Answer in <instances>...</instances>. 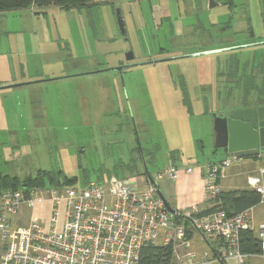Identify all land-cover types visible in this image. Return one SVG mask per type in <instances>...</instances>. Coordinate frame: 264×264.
<instances>
[{
  "label": "rangeland",
  "instance_id": "rangeland-1",
  "mask_svg": "<svg viewBox=\"0 0 264 264\" xmlns=\"http://www.w3.org/2000/svg\"><path fill=\"white\" fill-rule=\"evenodd\" d=\"M200 1L92 0L89 8L51 5L38 13H1L0 64L7 59L18 64L25 51H34L45 26L62 38L56 55L63 61L44 67L40 56L31 54L24 72L43 74V66L48 76L59 69L60 75L30 81L36 84L28 93L0 96V173L22 179L39 169L59 170L77 178L73 185L79 186L80 172L83 184L105 183L111 174H136L145 166L153 175L170 159L193 167L217 159L221 153L214 154L213 137L206 136L212 133V114H226L246 101L242 86L251 87L256 74L260 78L264 45L113 69L145 62L137 53L146 50L141 37L148 33L155 37L150 46L163 48L156 60L264 41V0H233L232 9ZM116 7L128 37L119 32ZM161 18L162 30L155 31ZM200 20L210 22L201 32L194 28ZM136 35L140 45H134ZM130 50L134 58L126 61ZM170 51L180 53L167 55ZM154 64L165 66L157 72ZM251 91L248 103L257 104ZM146 156H153V163Z\"/></svg>",
  "mask_w": 264,
  "mask_h": 264
},
{
  "label": "built area",
  "instance_id": "built-area-1",
  "mask_svg": "<svg viewBox=\"0 0 264 264\" xmlns=\"http://www.w3.org/2000/svg\"><path fill=\"white\" fill-rule=\"evenodd\" d=\"M138 0H107L110 3ZM264 159V152L256 154ZM238 156L228 155L203 167L202 213L198 205L170 212L156 194L162 179L175 180L173 164L151 176L117 177L105 183L79 186L23 187L0 190V264H138L148 244L169 247L170 264H246L241 232L254 230L251 208L227 214L219 179ZM192 172V167L185 169ZM142 182H148L143 188ZM247 187L264 203V166L246 176ZM50 203L46 223L31 215L25 226L12 217L24 206L33 210ZM260 255L264 256V221L255 227ZM197 233L205 248L192 247L189 234Z\"/></svg>",
  "mask_w": 264,
  "mask_h": 264
},
{
  "label": "crops",
  "instance_id": "crops-1",
  "mask_svg": "<svg viewBox=\"0 0 264 264\" xmlns=\"http://www.w3.org/2000/svg\"><path fill=\"white\" fill-rule=\"evenodd\" d=\"M138 1H151V0H138ZM155 1H170V0H155ZM198 1L199 3H201L200 0ZM204 1H205V5H208L209 7H212L210 6V1H213L214 3L213 6H216L219 3L218 1H215V0H204ZM164 20L165 19L161 18L160 25H156V29H154L155 31L162 30V25H163L162 23ZM165 21L166 22L168 21V17L166 18ZM203 21L200 20L198 21V24L194 25V28H196V31L201 32L202 31L201 27L203 25L204 27L209 26L210 22L208 20H203ZM217 28H213V29L217 31ZM127 37H128V34H127ZM134 38H135L134 45H137V43L140 45L141 42L137 40V35ZM151 38H155V37L154 35L151 37L150 33H148V36L143 35V37H141V41L143 40V44L147 45V48L145 46L146 48L145 51L140 52L138 50L137 55H138L139 60L141 61L163 57V51H162L163 48H155L154 46H150ZM127 39L128 38H126V40ZM59 40H62V38H60L59 35L57 37L53 29L52 31H50L49 28L45 26L40 36L37 37L36 43L33 44L34 47L36 46L35 47L36 50L34 49V51L33 50L25 51L24 53L26 56L23 57L22 59L20 58V62L18 64L10 65L8 59L5 62V64H0V71H1L0 86L19 84L17 86L0 89L1 91L0 96L4 99H8V98L16 97L17 95L23 94L24 92L28 93L29 88L31 87V84H36V82L30 83V81L38 79L40 83V82L46 81V79H42V78L50 77L51 75L53 76L60 75L58 74L60 69L57 70L56 72L50 71L49 73H53V74L51 75L49 74L48 76L43 66H42L43 74H40V72L33 73V71H28V69L27 71L25 69L26 72H24V68H23L24 62H26V64L30 66V64H28V61L30 59V55L33 53H36L38 56H40L41 62L43 63L44 67L49 66V65L58 66V64H61V61H63L62 56L59 54L56 55L57 51H60L59 45L57 47V44H59L57 42ZM129 41H130V38H129ZM223 44L224 43L222 41H219L218 45H223ZM130 48H132L131 45H130ZM179 53L180 51H176V52L170 51L169 54L167 55L179 54ZM21 61H23V63H21ZM154 65L155 66L153 67V69L156 70L157 72L160 67L165 66V65H157V64H154ZM19 68H21L22 70L19 71ZM40 75H43V76H40ZM26 81L29 83H27ZM20 83H26V84L20 85ZM239 108H242V107H239ZM218 115H224V114L220 113ZM213 135H214V132L212 129V133L210 132L209 134L206 135L207 139H210V137L211 138L213 137V141H214ZM217 152L218 154L221 153V155L217 159L206 160L199 167H193L192 163H188L187 165H183L182 163L179 164V163H176L174 160L170 159L168 164L164 165L161 168L163 169L165 166L169 164H173L178 170L177 179L175 180L162 179L158 182V187H157V189L162 193L165 200L168 202L169 206L172 209L177 210V211H182V210L189 209L192 205H198L202 211L211 209L210 205H208L207 203L203 201L202 173H203V167L206 164L210 162L220 161L224 159L226 156H228V152L226 149H222V148L215 149L214 154H216ZM146 157L148 161L153 163L154 161L153 156H149V158L148 156ZM255 161L258 163H255ZM262 166H264V159L258 158L256 154L250 155V156H238V159L233 161L231 165L226 168V170L223 172L222 176L219 179V183L222 187V191L224 195L227 196L230 192H233V191H241V190L249 189L246 183V176L248 174H257L258 169ZM187 167H192L191 173H187L185 171ZM144 170L143 171L145 172V174H141L142 171H140L139 174H135V175H140V176L145 175L148 177L147 173L149 172H148L147 166L144 167ZM150 176H152V174H150ZM141 184L143 188H146L148 186V182H142ZM49 211H50V203L47 201H40L36 204L33 210L29 209L28 220H26V210L24 207L23 209L19 210V212L16 215H14L12 219L13 221H15V224L17 226L19 227L25 226L29 222L31 215L33 214L34 216L39 218L42 223H46L48 219ZM250 214H251V223L254 225V230L252 231V234L254 237H256L255 227L258 223L264 221V203L254 205L251 208ZM189 236L191 239L192 247L194 249H196L197 251H202L205 248L204 243L202 242L200 236L197 233L192 232L189 234ZM247 254L248 256L246 258V264H264V256L260 255L258 252L257 253H247Z\"/></svg>",
  "mask_w": 264,
  "mask_h": 264
},
{
  "label": "trees",
  "instance_id": "trees-1",
  "mask_svg": "<svg viewBox=\"0 0 264 264\" xmlns=\"http://www.w3.org/2000/svg\"><path fill=\"white\" fill-rule=\"evenodd\" d=\"M221 4L227 5L228 8H233L235 3L233 0H215ZM264 3V1H263ZM94 3L92 0H0V13H4L10 10H26L31 9L35 13L40 12L51 5H57L61 8L68 9L69 7H81L85 6L87 8L91 7ZM259 75L252 77L254 80L250 86H242L243 90L246 91V96L250 95L247 89H251V92L256 94L254 101L257 104H250L251 100L242 101L238 108L241 107H253L264 104V63L259 64ZM255 76V75H254ZM260 83H257L259 82ZM241 80L237 79L236 84L239 86ZM246 79V84H249ZM128 166H131L130 164ZM132 170V169H131ZM133 171V170H132ZM145 171V170H144ZM142 171L141 174H145ZM134 172V171H133ZM129 173L121 177H127L135 175V173ZM136 174H139L138 172ZM112 175V174H111ZM110 176V175H109ZM108 176V177H109ZM77 178L69 179L62 175L61 171H48L39 169L34 175H28L25 178H18L16 176H10L9 174L0 173V190L10 188V189H20L23 187H43V186H74L73 183ZM84 181V180H83ZM224 208L227 214L235 213L253 207L259 201V195L251 189L233 191L227 196L222 195ZM209 210H203L202 213L209 212ZM241 249L245 253H257L260 251L257 239L253 236L250 231L241 232ZM171 251L169 247H163L160 245L148 244L144 246L141 250L140 259L138 264H170L171 262Z\"/></svg>",
  "mask_w": 264,
  "mask_h": 264
},
{
  "label": "water",
  "instance_id": "water-1",
  "mask_svg": "<svg viewBox=\"0 0 264 264\" xmlns=\"http://www.w3.org/2000/svg\"><path fill=\"white\" fill-rule=\"evenodd\" d=\"M213 1H210V6H213ZM114 15L116 18V22L118 25L119 32L121 36H127V28L125 24V19L122 14V10L119 7L114 9ZM263 42L240 45V46H232L226 48H220L218 50H209L194 54H187L178 57H170L164 59H155L149 60L145 62H138L135 64L128 63L123 66H118L113 68L114 70L121 72L124 68L130 66H137L149 63H157L161 61H167L172 59H177L180 57H187L193 55H201L208 54L213 52L225 51V50H235L238 48H244L255 45H262ZM134 58L133 52L130 50L125 53L126 61H131ZM29 83V82H27ZM26 84V83H20ZM19 84H11V85H1L0 89H5L8 87L17 86ZM212 128L214 132V147L216 149L222 148L226 149L228 155L234 156H250L255 155L259 152H264V105L253 106V107H242L236 108L227 115H218L216 113L212 114ZM148 178L149 181L152 182V178L149 173ZM79 183H83L82 172L79 174ZM157 195L163 201L165 207L170 211L174 212L168 202L165 200L162 193L157 189Z\"/></svg>",
  "mask_w": 264,
  "mask_h": 264
},
{
  "label": "flooded vegetation",
  "instance_id": "flooded-vegetation-1",
  "mask_svg": "<svg viewBox=\"0 0 264 264\" xmlns=\"http://www.w3.org/2000/svg\"><path fill=\"white\" fill-rule=\"evenodd\" d=\"M262 105H264V104H262ZM227 114H228V112L226 114H224V115H227Z\"/></svg>",
  "mask_w": 264,
  "mask_h": 264
}]
</instances>
